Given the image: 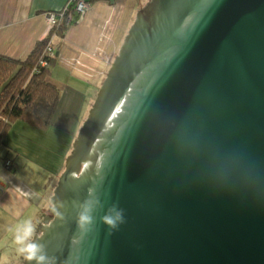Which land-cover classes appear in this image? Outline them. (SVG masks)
Instances as JSON below:
<instances>
[{
  "label": "water",
  "instance_id": "1",
  "mask_svg": "<svg viewBox=\"0 0 264 264\" xmlns=\"http://www.w3.org/2000/svg\"><path fill=\"white\" fill-rule=\"evenodd\" d=\"M40 232L56 264H264V0H149Z\"/></svg>",
  "mask_w": 264,
  "mask_h": 264
},
{
  "label": "crops",
  "instance_id": "2",
  "mask_svg": "<svg viewBox=\"0 0 264 264\" xmlns=\"http://www.w3.org/2000/svg\"><path fill=\"white\" fill-rule=\"evenodd\" d=\"M68 1L0 0V56L26 61L34 46L52 31L45 14L60 10ZM89 1L90 9L81 21L64 38H53L60 55L47 81L63 94L52 126L43 132L18 122L0 149V264H24V259L14 254L13 244L10 253L5 251V242L12 236L9 227L31 218L38 224L36 235L40 236L51 197L80 131L79 121L93 107L137 13L149 3ZM7 159L14 162L12 170L3 165Z\"/></svg>",
  "mask_w": 264,
  "mask_h": 264
},
{
  "label": "trees",
  "instance_id": "3",
  "mask_svg": "<svg viewBox=\"0 0 264 264\" xmlns=\"http://www.w3.org/2000/svg\"><path fill=\"white\" fill-rule=\"evenodd\" d=\"M82 16L74 12L69 25L65 23V17L60 18L59 26L34 46L24 62L0 56V149L18 122L43 132L52 126L61 102V92L47 79L58 63L60 48H54L53 53L48 54V43L54 36L64 38L69 29L81 21ZM42 62H46L47 66L42 67Z\"/></svg>",
  "mask_w": 264,
  "mask_h": 264
},
{
  "label": "clouds",
  "instance_id": "4",
  "mask_svg": "<svg viewBox=\"0 0 264 264\" xmlns=\"http://www.w3.org/2000/svg\"><path fill=\"white\" fill-rule=\"evenodd\" d=\"M55 203V201H54ZM97 207H103L97 199L86 200L78 208L77 223L82 230H90L96 223L95 210ZM101 222L109 229V234L116 231L126 223L125 209L120 207L119 202H114L100 218ZM38 224L31 218H25L22 221L9 227L8 231L12 234V244L15 246V252L22 257L27 264H56L57 257L49 255L47 245L36 235Z\"/></svg>",
  "mask_w": 264,
  "mask_h": 264
},
{
  "label": "rangeland",
  "instance_id": "5",
  "mask_svg": "<svg viewBox=\"0 0 264 264\" xmlns=\"http://www.w3.org/2000/svg\"><path fill=\"white\" fill-rule=\"evenodd\" d=\"M71 0H69L68 2H67V4L63 7V8H61L60 10H55V11H49V12H47L46 14H45V19H46V22H47V25L49 26V27H51L52 29L51 30H54L55 29V27L56 26H59V24L61 23V19H60V17L56 14V13H58V12H61V11H63V9L65 8V7H67L68 5H69V2H70ZM56 14V17H57V22H56V24L55 25H52V22L51 21H49L48 22V20H47V15H51V14ZM60 15V14H59ZM50 34V33H49ZM54 37H56V36H54ZM53 37V38H54ZM58 37V36H57ZM53 38L51 39V41L48 43V48H47V53L48 54H52L53 53V49H51V47L53 46L54 48H55V46H54V42H53ZM50 49V50H49ZM43 63V62H42ZM41 66H42V64H41ZM47 66V65H46ZM46 66H44V67H46ZM43 67V66H42ZM60 92H61V98H62V91L60 90ZM99 92V91H98ZM97 92V93H98ZM95 103V102H94ZM94 105V104H93ZM88 108H86V110H87ZM92 109V108H91ZM91 109H90V111H91ZM85 110V111H86ZM90 111H89V114H90ZM86 113V112H85ZM71 114H73V112L71 113ZM89 114H88V116H87V114H85L84 116H82V118L80 119V121H79V125H80V130H81V128L83 127V125H84V123L87 121V119H88V117H89ZM56 115V114H55ZM72 120H74V116L71 118ZM65 121V120H64ZM63 124V123H62ZM70 124V122L69 121H67V123H66V126H68ZM71 126V125H70ZM34 128V127H33ZM64 129V128H63ZM80 132V131H79ZM79 134V133H78ZM78 136V135H77ZM67 137V136H66ZM66 141H67V139H66ZM65 141V142H66ZM10 164H9V163ZM3 165H4V167L7 169V170H12V167L11 166H14V162L12 161V160H10V159H7L6 161H4V163H3ZM11 235V234H10ZM6 244H7V247H8V249H6L5 251H7L8 253H10L11 252V249H13V245H12V240H11V236H10V240H6V242H5ZM14 254H15V251H14ZM9 261H10V259H9Z\"/></svg>",
  "mask_w": 264,
  "mask_h": 264
},
{
  "label": "built area",
  "instance_id": "6",
  "mask_svg": "<svg viewBox=\"0 0 264 264\" xmlns=\"http://www.w3.org/2000/svg\"><path fill=\"white\" fill-rule=\"evenodd\" d=\"M73 5L75 7L73 8ZM90 9V3H88L87 0H71L69 2V5L63 9V11L56 13L60 18L65 17L66 18V24L68 25L72 19H73V14L74 12L79 14V15H84L85 13L88 12ZM56 14H51L47 15V20L48 22L51 21L52 25H55L57 22V17ZM60 14V15H59ZM50 50V49H49ZM47 63L43 62L42 66H46ZM9 163V162H8ZM10 164V163H9Z\"/></svg>",
  "mask_w": 264,
  "mask_h": 264
},
{
  "label": "bare ground",
  "instance_id": "7",
  "mask_svg": "<svg viewBox=\"0 0 264 264\" xmlns=\"http://www.w3.org/2000/svg\"><path fill=\"white\" fill-rule=\"evenodd\" d=\"M68 25H69V24H68ZM51 49H54V47L52 46ZM11 167L13 168L14 166H11Z\"/></svg>",
  "mask_w": 264,
  "mask_h": 264
}]
</instances>
